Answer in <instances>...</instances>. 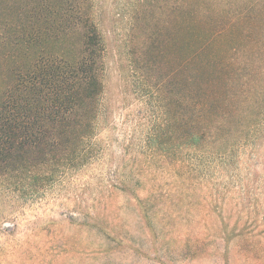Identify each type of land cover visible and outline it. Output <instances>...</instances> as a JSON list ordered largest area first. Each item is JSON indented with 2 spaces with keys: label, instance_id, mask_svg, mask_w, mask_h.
<instances>
[{
  "label": "rangeland",
  "instance_id": "obj_1",
  "mask_svg": "<svg viewBox=\"0 0 264 264\" xmlns=\"http://www.w3.org/2000/svg\"><path fill=\"white\" fill-rule=\"evenodd\" d=\"M81 11L105 50L99 152L17 217L0 218V264H264V0H85ZM181 29L192 40L188 56L196 47L195 60L206 63L208 88L216 63L229 77L220 79L226 101L258 87L254 99H235L243 108L234 117L203 116L201 100L180 105L174 83L165 107L160 86L165 70L173 76ZM77 35L61 38L66 56L78 54ZM187 83L201 99L203 89ZM194 119L206 138L179 150ZM151 135L168 149L149 144ZM187 168L189 187L178 182ZM153 190L163 197L151 203ZM153 204L158 212L147 216ZM163 212L173 226L166 235ZM226 222L237 235L223 230Z\"/></svg>",
  "mask_w": 264,
  "mask_h": 264
},
{
  "label": "trees",
  "instance_id": "obj_2",
  "mask_svg": "<svg viewBox=\"0 0 264 264\" xmlns=\"http://www.w3.org/2000/svg\"><path fill=\"white\" fill-rule=\"evenodd\" d=\"M84 1L0 0V218L17 217L28 204L40 200L46 188L66 170L84 166L99 152L96 134L104 90L105 50L99 31L83 18ZM73 33H78V54L69 57L60 43L61 38ZM190 41L188 31H178L175 70L173 76L165 70L160 86L165 107L169 109L167 90L174 83L178 97L175 100L180 105L190 109L201 100V113L206 110L203 116L208 114L207 118L212 119L221 111L234 117L237 109L243 108L236 106L241 103L235 99L240 97L242 102L254 99L258 94L254 89L258 87H253V93L234 92L227 103L220 83L221 79L225 85L229 79L224 66L216 63V87L208 88L204 81L206 63L203 58L195 60L196 47L188 56ZM189 81L196 89H203L201 99L197 98L198 92L188 89ZM198 122L194 119L193 126L183 130V136L180 134L176 146L179 150L189 145L194 150L201 148L207 130L204 122ZM148 142L168 149L167 141L157 136L151 135ZM183 175L184 181H178L182 186L189 187L195 182L193 169L187 168ZM173 182L170 176L166 184L174 186ZM146 196L147 201L154 203L163 197V192L153 190ZM144 211L148 216L149 212H158V208L153 204ZM167 216L164 212L158 216L164 235L173 230L172 220ZM235 229V223L223 224V230L230 236L237 235Z\"/></svg>",
  "mask_w": 264,
  "mask_h": 264
}]
</instances>
